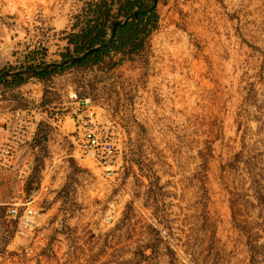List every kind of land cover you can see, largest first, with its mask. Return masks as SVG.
<instances>
[{
	"label": "rangeland",
	"instance_id": "1",
	"mask_svg": "<svg viewBox=\"0 0 264 264\" xmlns=\"http://www.w3.org/2000/svg\"><path fill=\"white\" fill-rule=\"evenodd\" d=\"M87 1L63 0L59 9L77 30ZM54 5L0 0L2 76L63 60L64 37L43 55L29 50L39 40L28 33L26 15L49 21ZM157 10L165 39L154 56L149 44L123 61L136 70L124 102L112 103L111 89L101 99L107 95L70 70L87 65L37 77L49 92L69 80L80 97L106 104L103 122L121 132L119 175L117 185H97L101 195L92 192L85 205L64 200L50 217L52 229L43 235L40 227L31 237H22L8 215L12 204H2L12 190L4 185L0 264H264V0H158ZM115 55L103 67L122 57ZM72 165L74 180L79 171ZM48 201L34 202L39 214Z\"/></svg>",
	"mask_w": 264,
	"mask_h": 264
},
{
	"label": "crops",
	"instance_id": "2",
	"mask_svg": "<svg viewBox=\"0 0 264 264\" xmlns=\"http://www.w3.org/2000/svg\"><path fill=\"white\" fill-rule=\"evenodd\" d=\"M96 1L99 0L87 1V6L90 2ZM54 2V9L49 15V21L58 29L67 30L61 44L68 48L70 45L68 42L69 31L71 29H73L72 32L74 31V24L69 16H65L64 12L59 10L63 0H54ZM43 8L42 6L39 7L44 12ZM162 19L159 15L158 27L152 32L148 41V45L150 44L151 47L150 52L153 53L152 56L156 54L159 43L165 39V33L163 35L162 32L157 31L159 25L163 23ZM54 42L52 47L55 50L61 45H55ZM144 51L145 49L141 52ZM115 56L118 58L120 54ZM70 70L74 71L72 74L82 75L86 85L95 86L98 88V92L104 96L107 95L106 98L102 97L101 99H107L110 94L112 103L115 100L121 101L127 95L125 94L129 89L127 84L136 73V70L129 68V65L124 62L113 67H103V63H100L75 66ZM7 82L0 94V148L10 140H17V146L12 155L4 154L0 149V182L2 184L0 191L3 190L4 185H9L12 189L10 194L4 198L8 201L2 204H20L29 199L40 204V201L45 198L51 201L48 209L37 216L38 228L43 227L41 233L44 235L52 229L50 217L58 213L64 200L71 199L85 205L86 202L88 203V197L92 192L96 193L97 196L101 195L100 187L97 185H102V183L117 184L114 179L104 175L102 168L91 161L83 162L76 159V156H79V142L72 133L76 130V116L79 113V107L70 98V95L73 91L79 92L74 83L68 80L65 88L57 84L56 87H50L53 91L49 92L46 90L44 82L37 77L30 78L29 81L21 84L13 81ZM108 89L112 91L110 90L109 94H105ZM55 92L60 95L57 102L50 99L49 96ZM85 97L91 98L97 121L108 120L110 111L106 104L102 100H94L91 95ZM48 99L53 102L47 104ZM60 108L65 110L67 116L60 125H57L53 115L54 110ZM120 112L123 113L121 110ZM72 163L76 168L78 167L79 171V177L74 180L69 178L73 170ZM90 168L97 175L96 178L90 176V170H88ZM36 175L39 177L37 182L34 180ZM34 183L37 184V187L32 190L33 193H29L27 186ZM8 206L9 209L11 205ZM46 242V238L41 240L42 245Z\"/></svg>",
	"mask_w": 264,
	"mask_h": 264
},
{
	"label": "trees",
	"instance_id": "3",
	"mask_svg": "<svg viewBox=\"0 0 264 264\" xmlns=\"http://www.w3.org/2000/svg\"><path fill=\"white\" fill-rule=\"evenodd\" d=\"M154 0H99L89 3L88 14L84 25L69 34L70 46L67 53H63V60L85 53L88 49L96 48L81 60L72 62L60 68H52L36 77H44L50 72L65 69L75 65L100 64L105 62L106 56L112 52L121 54L118 61L109 65L113 67L123 63L125 59H132L135 54L143 51L148 46L152 32L158 27L159 14L157 6L153 7ZM120 21L112 35L114 22ZM33 68V67H30ZM41 68V67H40ZM0 76L3 79L8 76ZM21 84L29 78L28 75L10 76Z\"/></svg>",
	"mask_w": 264,
	"mask_h": 264
},
{
	"label": "built area",
	"instance_id": "4",
	"mask_svg": "<svg viewBox=\"0 0 264 264\" xmlns=\"http://www.w3.org/2000/svg\"><path fill=\"white\" fill-rule=\"evenodd\" d=\"M26 21L29 25L28 33H35L39 41L29 48L30 53L35 55H43L48 49L49 44L53 41L57 42L64 37L61 29L53 25L48 20H41L39 16L32 17L26 15ZM27 35V30L25 32ZM4 88V80L0 76V94ZM70 98L74 100L79 107V113L76 116V130L72 133L73 137L79 142V159L83 162L91 161L97 166L102 167L104 175L114 179L119 175L118 154L120 149V139L117 136L121 132L115 129V126L106 122H98L96 112L92 107V100L89 97H80L79 93L73 91ZM67 116L65 110L55 109L54 119L57 125H60ZM17 140H10L1 146L4 154L12 155L16 150ZM40 208L34 204L33 199L23 201L22 205L13 204L7 210L10 217L18 220L19 234L22 237H31L38 229L37 216Z\"/></svg>",
	"mask_w": 264,
	"mask_h": 264
},
{
	"label": "water",
	"instance_id": "5",
	"mask_svg": "<svg viewBox=\"0 0 264 264\" xmlns=\"http://www.w3.org/2000/svg\"><path fill=\"white\" fill-rule=\"evenodd\" d=\"M157 4H158V0H154L153 7H156ZM120 23H121L120 21L114 22L113 27H112V35L114 34L116 28L120 25ZM96 48H98V47L90 48L83 54L68 57V58H66L60 62L47 63V64L43 65L41 68H24V69H20V70L13 71V72L12 71H5L3 73V76H17V75L36 76V75H39L43 72H47L48 70H50L52 68H60V67H63L65 65H68L72 62L79 61L83 57H85L88 54H90L91 52H93Z\"/></svg>",
	"mask_w": 264,
	"mask_h": 264
}]
</instances>
